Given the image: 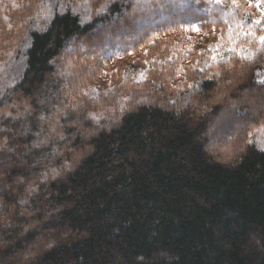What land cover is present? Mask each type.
I'll list each match as a JSON object with an SVG mask.
<instances>
[{"label": "trees", "instance_id": "16d2710c", "mask_svg": "<svg viewBox=\"0 0 264 264\" xmlns=\"http://www.w3.org/2000/svg\"><path fill=\"white\" fill-rule=\"evenodd\" d=\"M255 1L0 0V264H264Z\"/></svg>", "mask_w": 264, "mask_h": 264}, {"label": "snow or ice", "instance_id": "6c2138e0", "mask_svg": "<svg viewBox=\"0 0 264 264\" xmlns=\"http://www.w3.org/2000/svg\"><path fill=\"white\" fill-rule=\"evenodd\" d=\"M257 6H259V4H257ZM262 15H264V14H262ZM252 23L253 24H260L261 23V21H252ZM193 30H195V31H199V29H193ZM259 40H260V42L262 43V44H264V36H260L259 37Z\"/></svg>", "mask_w": 264, "mask_h": 264}, {"label": "rangeland", "instance_id": "374dc122", "mask_svg": "<svg viewBox=\"0 0 264 264\" xmlns=\"http://www.w3.org/2000/svg\"><path fill=\"white\" fill-rule=\"evenodd\" d=\"M263 135H264V132H263ZM261 141V145L264 146V137L260 139Z\"/></svg>", "mask_w": 264, "mask_h": 264}]
</instances>
